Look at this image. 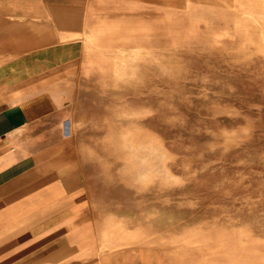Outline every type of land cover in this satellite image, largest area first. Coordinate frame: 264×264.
<instances>
[{
	"label": "rangeland",
	"instance_id": "rangeland-1",
	"mask_svg": "<svg viewBox=\"0 0 264 264\" xmlns=\"http://www.w3.org/2000/svg\"><path fill=\"white\" fill-rule=\"evenodd\" d=\"M152 10L65 40L40 107L129 234L190 264H264V0Z\"/></svg>",
	"mask_w": 264,
	"mask_h": 264
},
{
	"label": "crops",
	"instance_id": "crops-1",
	"mask_svg": "<svg viewBox=\"0 0 264 264\" xmlns=\"http://www.w3.org/2000/svg\"><path fill=\"white\" fill-rule=\"evenodd\" d=\"M175 1L0 0V264H190L97 205L69 131L40 107L57 102L47 80L67 66L65 40Z\"/></svg>",
	"mask_w": 264,
	"mask_h": 264
}]
</instances>
